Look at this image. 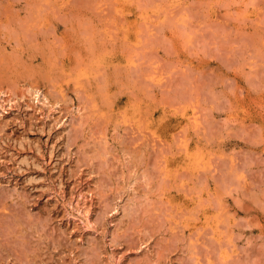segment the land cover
Returning a JSON list of instances; mask_svg holds the SVG:
<instances>
[{
    "label": "rangeland",
    "instance_id": "obj_1",
    "mask_svg": "<svg viewBox=\"0 0 264 264\" xmlns=\"http://www.w3.org/2000/svg\"><path fill=\"white\" fill-rule=\"evenodd\" d=\"M0 264H264V0H0Z\"/></svg>",
    "mask_w": 264,
    "mask_h": 264
}]
</instances>
